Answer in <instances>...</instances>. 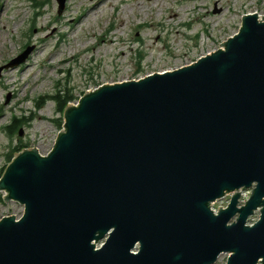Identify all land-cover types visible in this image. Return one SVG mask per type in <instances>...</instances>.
<instances>
[{
	"label": "water",
	"instance_id": "1",
	"mask_svg": "<svg viewBox=\"0 0 264 264\" xmlns=\"http://www.w3.org/2000/svg\"><path fill=\"white\" fill-rule=\"evenodd\" d=\"M258 14L192 64L86 92L65 108L47 155L16 154L0 190L23 214L0 219V264H214L221 254L226 264H264ZM225 193L229 203L213 213Z\"/></svg>",
	"mask_w": 264,
	"mask_h": 264
},
{
	"label": "rangeland",
	"instance_id": "2",
	"mask_svg": "<svg viewBox=\"0 0 264 264\" xmlns=\"http://www.w3.org/2000/svg\"><path fill=\"white\" fill-rule=\"evenodd\" d=\"M110 5L65 0L58 14L55 0H0V66L31 47L23 62L0 74V178L19 149L40 155L52 150L62 131V113L50 96H72L75 104L101 85L189 65L236 34L243 15L264 16V0H120ZM174 7L179 26L169 20ZM137 20L154 26L133 28ZM12 124L10 132L5 130ZM249 194L243 193L241 202ZM6 195L0 190V219L20 217L23 206L5 200ZM228 202L226 197L213 206ZM256 219L257 214L249 223ZM226 259L221 254L214 264Z\"/></svg>",
	"mask_w": 264,
	"mask_h": 264
},
{
	"label": "bare ground",
	"instance_id": "3",
	"mask_svg": "<svg viewBox=\"0 0 264 264\" xmlns=\"http://www.w3.org/2000/svg\"><path fill=\"white\" fill-rule=\"evenodd\" d=\"M127 1V0H126ZM191 1H195V0H191ZM106 2H108L109 4H111L113 7H114V5L116 6L117 5V3H119L120 2V0H104V3H106ZM110 5V6H111ZM92 10V9H91ZM171 10V12H170V15H169V20L170 21H174L175 19V21H177V23H176V25L177 26H179V22H180V20H178V18H177V16H178V11H177V9L174 7L173 9H170ZM95 14L96 13H94L93 14V16H95ZM138 15V14H137ZM153 22V21H152ZM120 24L122 25V27H123V25H124V23H123V21L121 20V18H120ZM148 24V26H149V28H152L153 26H154V24L153 23H148V22H139L138 20H137V22H134L133 24H132V26H133V28H139V26H142V25H147ZM59 31V29H58V27H57V32ZM153 32V31H152ZM158 36V35H157Z\"/></svg>",
	"mask_w": 264,
	"mask_h": 264
},
{
	"label": "trees",
	"instance_id": "4",
	"mask_svg": "<svg viewBox=\"0 0 264 264\" xmlns=\"http://www.w3.org/2000/svg\"><path fill=\"white\" fill-rule=\"evenodd\" d=\"M49 99L52 100L55 103L56 111H57V113L60 114V113L63 112V109L67 105V103L72 101V100H74L75 98L72 97V96H59V95H57V96H50ZM61 123H62V120H61ZM13 127H14V124L7 125L5 127V130L10 132L13 129Z\"/></svg>",
	"mask_w": 264,
	"mask_h": 264
}]
</instances>
